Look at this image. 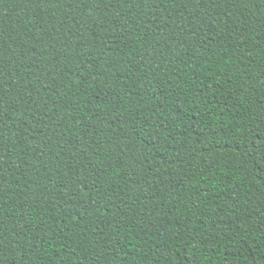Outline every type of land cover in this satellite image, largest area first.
<instances>
[{
    "label": "trees",
    "instance_id": "trees-1",
    "mask_svg": "<svg viewBox=\"0 0 264 264\" xmlns=\"http://www.w3.org/2000/svg\"><path fill=\"white\" fill-rule=\"evenodd\" d=\"M0 264H264V0H0Z\"/></svg>",
    "mask_w": 264,
    "mask_h": 264
}]
</instances>
